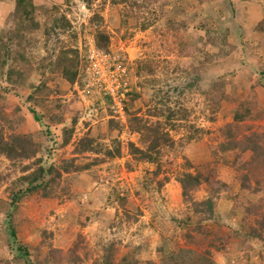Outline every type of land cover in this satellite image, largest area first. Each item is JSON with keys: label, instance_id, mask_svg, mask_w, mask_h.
<instances>
[{"label": "rangeland", "instance_id": "obj_1", "mask_svg": "<svg viewBox=\"0 0 264 264\" xmlns=\"http://www.w3.org/2000/svg\"><path fill=\"white\" fill-rule=\"evenodd\" d=\"M103 1L107 2L102 17L104 27L112 37L111 52L121 56L124 54L132 63L133 76L130 80L135 103L133 108H129V112L137 111L141 117H146L147 108L160 101L156 95L162 91V97H169L171 108L184 107L191 114L189 122L185 124L187 127L193 125L208 133L200 135L197 141L190 142L187 127L178 132L171 131L176 145L174 149L164 153L161 160L164 172L158 178L168 177L170 181L159 191L156 183L149 184L151 181L146 175L147 171L155 169V165L135 164L132 172L125 167L131 158L128 145L132 141L126 140L128 137L127 133L124 134V129L119 131L109 128V103L102 99L101 94L96 91L84 94L79 87L70 85L61 77L51 81L48 85L52 91L50 98L52 101L61 100L66 108V122L70 123L76 113L80 114L73 142L81 139L90 127L94 137L103 138L100 142L105 146L112 147L113 141L117 139L123 156L72 178L65 175L62 186H69V193L57 191V197L51 199L34 195L19 205L14 216L15 222L20 225L18 240L32 247L33 253L39 247L38 254L42 264L48 259L51 246L60 250L65 257L79 234L87 239L90 253L94 257L102 252L100 243L116 241L115 264H120V260L134 246L143 247L139 256L140 264H161L158 250L174 233L173 219H182L187 213L192 215L190 204L188 206L183 199L175 176L186 161L195 165L215 161L213 152L222 142L218 130L232 121V115L238 106L237 103L224 102L217 121L213 123L204 91L212 81L223 78L228 93L241 100L255 96L259 107L264 108V87L257 84L259 69L264 65V36L254 32L257 24L264 19V0H236V11L232 10L227 0H214L211 3L202 0V4L201 0H157L154 3L151 0H131L119 6H110V0H99L92 10L80 0H35V4L46 6L51 2V5L55 3L60 6L61 12L71 20L73 29L78 34L76 47L85 49L93 42L97 29L90 19ZM133 3L141 6L131 7ZM13 10V0H0V28L8 25L9 15ZM173 22L177 30L172 27ZM183 22L186 23V28L182 27ZM144 23L149 25L146 31L142 30ZM203 24L206 25L204 30L200 28ZM207 29L217 30L221 34L229 30L228 42L235 47L229 58L217 61L219 49L208 43ZM42 45L43 43L35 49L38 58L45 56ZM40 79V75L34 74L32 82L39 83ZM2 85L3 82L0 81V87ZM252 86H256L254 91ZM12 95L10 97L14 103L25 101L30 95V89ZM178 102L182 105H177ZM40 111L46 114L44 109ZM26 115V121L18 132L33 135L46 146L48 140L42 128L47 124L48 116L45 115L43 122L36 123L32 115ZM261 125L264 126V122ZM61 133L56 130L53 136L60 139ZM139 139L136 135L135 144L141 146ZM73 149L74 145L56 149L45 157L47 165L73 158ZM88 157L90 156L79 158V163L87 162ZM226 158L232 160L233 154ZM30 163L31 161H25L23 165ZM0 172L11 175L0 189V199L7 201L8 193L5 189L21 176V172L20 168L14 170L5 160ZM217 176L218 180L232 187L233 196H240L245 202L259 199L243 193L235 172L222 162L218 166ZM124 197L127 203L123 206L119 199ZM206 197L204 190L195 195L197 201ZM126 213L133 219L128 220ZM217 213L225 230L231 234L240 233L244 242L231 237L224 249L217 244L221 248L217 250L210 248L209 243L199 241L196 234V244L184 246L187 245L185 240L179 238V244L171 241L166 244V252L173 253L174 248H192L203 253L210 249L216 264H229L232 261L264 264V241L248 239L243 233V228L247 229L253 219L244 220L242 215L233 212L232 203L224 199L218 202ZM87 217L92 219L90 222L86 219L84 227L80 223ZM7 223L0 213V259L13 258L11 241L5 233ZM226 247L230 251H226ZM80 255L84 259V253L81 252ZM84 264H94V259L88 258Z\"/></svg>", "mask_w": 264, "mask_h": 264}, {"label": "trees", "instance_id": "obj_2", "mask_svg": "<svg viewBox=\"0 0 264 264\" xmlns=\"http://www.w3.org/2000/svg\"><path fill=\"white\" fill-rule=\"evenodd\" d=\"M80 1L92 10L99 0ZM156 1L151 0L153 3ZM208 1L211 3L214 0ZM109 2L110 6H119L131 0H110ZM202 2L201 0V4ZM227 3L233 11L237 10L238 1L227 0ZM13 4L14 10L9 15L10 22L7 23L10 26L4 25L0 28V81L3 82L0 87V167L4 160L8 161L14 170L20 168L21 176L5 189L8 193L7 201L0 199V213L8 222L5 233L10 238L13 251V258L0 259V264H42L38 254L40 248H36V252L33 253L32 247L18 240L19 223L15 222L14 216L19 210V205L34 195L51 199L57 197V191L69 193V186H62L65 175L70 178L81 175L111 160L122 158L123 154L117 139L113 141L112 147L105 146L100 142L103 138L94 137L90 130L81 139L73 142L80 114L76 113L71 122L67 123L64 116L66 108L61 100L52 101L50 98L52 91L48 85L58 77L70 85L74 86L78 83L84 88L81 73L83 62L80 51L76 47L78 34L74 31L71 20L55 3L51 5L49 2L46 6H37L35 0H13ZM106 6V1L101 2L90 20L91 24L97 27L94 33L96 48L105 54H111L112 37L104 27L102 17ZM140 6L138 3L131 4V7ZM181 25L183 28L187 27L185 22ZM148 26L144 23L142 30L146 31ZM205 26L203 24L200 28L204 30ZM172 27L177 30L174 22ZM254 32L264 36V19L257 24ZM206 36L208 43L219 49L217 61L229 58L235 49L228 42L229 30L221 34L217 30L207 29ZM42 43L45 56L38 58L35 49ZM259 71L260 78L257 84L264 87V65ZM34 74L40 75L39 83L32 82ZM27 88L30 89L27 100L12 102L10 97L12 94H21ZM255 88L256 86L251 87L253 91ZM161 95L162 91L156 95L160 101L153 107L147 108L146 117H141L137 111L129 112V108L134 107V93L131 92L128 103L125 104L126 113L130 115L128 129L132 134L140 137L141 143V146L135 143L128 145L131 158L125 167L132 172L135 170V164L155 165V169L147 171L146 175L151 181L149 184L156 183L159 191H162L170 181L168 177L159 180L158 178L164 172L161 164L164 153L174 149L176 145L171 131L178 132L187 127L185 124L189 122L191 116L184 107L171 108L168 103L169 97ZM204 96L213 123L217 121L224 102L237 103L238 106L234 110L232 121L222 125L218 130L222 142L213 152L215 161L203 165L186 161L181 171L175 176V181L181 187L183 199L188 206L190 204L192 215L187 213L182 219H173L174 233L158 250L161 264H216L210 249L199 253L192 248L178 250L174 248L173 253L168 254L165 249L166 244L170 241L179 244V238H183L187 245L196 244L197 234L199 241L203 240L209 243L210 248L217 250L224 249L231 237L244 242L240 233L231 234L230 231L225 230L224 225H221L217 204L222 199L232 203L233 212L242 215L244 220L253 219L247 229L243 228L244 236L248 239L264 241V126L261 125L264 122V108L259 107L255 96L241 100L232 93H228L223 78L212 81L204 91ZM180 104L182 105L177 103V105ZM43 109L46 114L40 111ZM26 114L32 115L36 123L43 122L45 115L48 116V122L42 128L48 140L46 146L43 142H38L33 135L18 132L26 121ZM109 128L123 130L121 124L113 120L109 121ZM187 129L190 142H195L200 135L208 133L193 125L188 126ZM56 130L62 132V138L57 139L53 136ZM70 145H74L73 158L65 159L59 164L47 165L45 158L47 155L50 156L56 149L67 148ZM230 154H233L232 160L226 158ZM85 156H90L87 162L79 163V158ZM25 161H31V163L23 165ZM221 162L235 172L240 190L258 197L257 201L245 202L240 196H233L232 187L218 180L217 169ZM10 177L11 175H3L0 172V189ZM203 190L207 193V197L197 201L195 195ZM119 200L123 206L127 203L125 197ZM126 217L128 220L133 219L128 213ZM86 219L90 222L92 218L87 217L85 221H81L80 224L84 227L87 224ZM134 220L137 221L136 218ZM46 238L45 233L44 239ZM217 244L221 245V248ZM100 246L102 252L98 257H94L90 253L87 239L79 234L65 257L60 250L53 249L51 246L48 259L44 260L43 264L49 262L84 264L88 258L94 259V264H115L116 241L100 243ZM142 248L141 246L132 247L120 260V264H140L139 256ZM81 252L84 253V259L80 255Z\"/></svg>", "mask_w": 264, "mask_h": 264}, {"label": "built area", "instance_id": "obj_3", "mask_svg": "<svg viewBox=\"0 0 264 264\" xmlns=\"http://www.w3.org/2000/svg\"><path fill=\"white\" fill-rule=\"evenodd\" d=\"M82 59L85 63L82 73L85 74V94L91 91L112 100V110L115 116L126 124L127 117L124 109L126 94L129 92L127 81L128 69L124 64L125 58L120 55L104 54L90 44ZM124 64V65H123ZM121 65V66H120ZM229 264H241L232 261Z\"/></svg>", "mask_w": 264, "mask_h": 264}, {"label": "clouds", "instance_id": "obj_4", "mask_svg": "<svg viewBox=\"0 0 264 264\" xmlns=\"http://www.w3.org/2000/svg\"><path fill=\"white\" fill-rule=\"evenodd\" d=\"M92 45H94L95 46V48H96V44H95V39H94V37H93V42L91 43ZM89 46H90V44H89ZM89 46H87V47H85V49H83L82 47H80L79 48V51H80V55H81V59H82V56H83V54L84 53H86L87 52V49L89 48ZM97 49V48H96ZM98 50V49H97ZM99 51V50H98ZM99 52H101V51H99ZM101 53H103V52H101ZM105 54V53H104ZM110 54V53H109ZM111 54H114V53H112L111 52ZM114 55H117V54H114ZM121 56V55H120ZM122 58H125V60H124V64L126 65V67H127V69H128V77H127V81H128V84H129V86H128V88H129V92L126 94V100H125V102H124V109H125V104L126 103H128V96L131 94V92H132V83H131V80H130V77H132L133 76V69H132V63L130 62V60L129 59H127L126 58V56L123 54V56H121ZM82 62H83V65H82V68H81V71L84 69V65H85V63H84V61H83V59H82ZM126 62V63H125ZM123 64V65H124ZM82 73V72H81ZM82 76H83V83H84V88H82L81 87V85L80 84H76V85H74V86H77V87H79L80 88V90L81 91H84L85 90V87H86V84H85V74H83L82 73ZM85 94V93H84ZM81 95V94H80ZM102 96V99L103 100H105V101H107L108 103H109V109H110V115H109V121L110 120H113V121H118L120 124H121V126L123 127V129H124V134H126L127 135V141L129 142V141H132L131 143H136L135 142V138H136V134H132L130 131H129V129H128V123H129V114H127L126 113V110H125V114H126V119H127V121H126V124H124V123H122V121L121 120H119L116 116H115V114L113 113V110H112V105H113V103H112V100L108 97V96H103V95H101ZM126 131V132H125Z\"/></svg>", "mask_w": 264, "mask_h": 264}, {"label": "crops", "instance_id": "obj_5", "mask_svg": "<svg viewBox=\"0 0 264 264\" xmlns=\"http://www.w3.org/2000/svg\"><path fill=\"white\" fill-rule=\"evenodd\" d=\"M90 129H91V128L89 127L88 130H90ZM237 216H240V215L237 214ZM230 243H231V242H230ZM185 244H186V243H185ZM184 246H188V245H184ZM229 246H230V245H229ZM226 251H230V250H229V247H226ZM216 262H217V261H216Z\"/></svg>", "mask_w": 264, "mask_h": 264}]
</instances>
